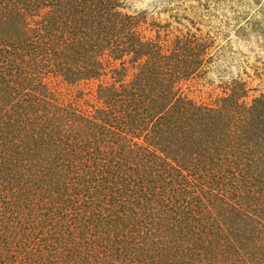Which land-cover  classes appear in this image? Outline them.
Returning a JSON list of instances; mask_svg holds the SVG:
<instances>
[{
	"label": "trees",
	"instance_id": "obj_1",
	"mask_svg": "<svg viewBox=\"0 0 264 264\" xmlns=\"http://www.w3.org/2000/svg\"><path fill=\"white\" fill-rule=\"evenodd\" d=\"M56 5L0 0V264H264V99L201 101L207 45Z\"/></svg>",
	"mask_w": 264,
	"mask_h": 264
},
{
	"label": "rangeland",
	"instance_id": "obj_2",
	"mask_svg": "<svg viewBox=\"0 0 264 264\" xmlns=\"http://www.w3.org/2000/svg\"><path fill=\"white\" fill-rule=\"evenodd\" d=\"M56 2V11L61 14L77 13L82 17L93 10L94 15L105 16L117 23H126L131 17L141 34L136 37L144 36L143 40L151 38L175 47L183 41L195 39L200 49L207 45L208 49L204 48L205 54L199 56V63L194 66L197 69L188 81V89L201 101L216 99L228 88L231 89L227 90L229 93L243 95L249 105L257 99H264V0ZM127 32L125 29V34ZM132 57L137 55L131 53L122 58L127 61L121 65L120 77H130L126 75L130 72L132 62L128 60ZM180 59L184 60L182 56ZM189 62L190 59H185L179 65L183 67Z\"/></svg>",
	"mask_w": 264,
	"mask_h": 264
}]
</instances>
